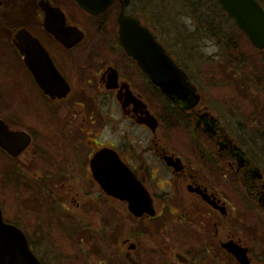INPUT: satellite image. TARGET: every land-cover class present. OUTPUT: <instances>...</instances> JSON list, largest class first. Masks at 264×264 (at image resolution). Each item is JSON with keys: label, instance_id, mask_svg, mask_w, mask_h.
Wrapping results in <instances>:
<instances>
[{"label": "rangeland", "instance_id": "1", "mask_svg": "<svg viewBox=\"0 0 264 264\" xmlns=\"http://www.w3.org/2000/svg\"><path fill=\"white\" fill-rule=\"evenodd\" d=\"M130 2L132 11L153 28L175 62L187 70L204 103L222 126L235 141L244 145L264 170V49L256 48L234 26V21L223 8L214 3H192L193 0ZM79 19L82 20L80 14ZM83 21L81 25L87 31L89 45L99 44L91 19L87 20V24H82ZM210 29H216L217 35ZM2 31L0 24V37ZM222 36L228 37L227 40L223 41ZM98 53L107 55L108 51L99 49ZM98 53L94 59L96 67L101 63ZM2 65L0 63V117L13 127L21 126L34 134L35 140L33 148L19 160L10 159L0 149V205L5 220L25 231L33 252L44 264H129L126 253L130 241L123 243L130 235L127 228L128 208L119 200L108 199L105 194L98 196L95 187L98 185L91 177L87 181L84 177L83 180L78 179L80 164L86 162V157L82 156L92 152L94 143L86 147L81 143L83 134L77 131L69 135L67 132L69 139L65 136L64 145L67 148L73 146L78 151L69 153L72 150L63 148L65 151L61 154L64 159L54 158L53 144L59 145L56 134L61 141V135L66 131L59 128H66L69 121L65 104L53 103L40 95L31 78H8ZM92 105H88L87 109V138L95 140L101 137L102 141L117 143L119 148L139 150L140 145L145 146L154 137V134L129 122L121 112L112 111L113 115L110 113L107 116L101 99H94ZM153 106L154 113L161 118L157 137L166 140L168 147L181 155L190 157L198 154L199 138L193 125L190 128L187 124L175 127L166 117V113L173 112L171 106L169 111L161 107L160 101ZM105 116L109 119L108 125ZM54 123L58 126L51 125ZM253 137L259 142L255 143ZM124 144L127 146L124 147ZM206 146L210 148V144ZM156 171L154 169L152 175L154 179L148 178L146 185L159 203L158 200L170 186V176L160 169L157 174ZM44 173L59 176L50 179ZM35 175L40 178H35ZM204 176L216 192L231 204L230 219L233 220L234 232L250 243L256 232H249L250 237H246L237 219L247 220L251 228H255L263 218L262 213L255 205L250 206L241 184L237 185L239 188L236 185L229 188L223 179L208 175L207 171ZM68 190L71 192L68 193ZM85 191L90 195H82ZM91 198H95L94 202L90 201ZM85 202L86 205L82 206ZM161 219L149 223L148 230L153 232V237L148 241L143 239L141 252L151 260L150 264H157L159 260L156 259L161 257V253L167 264H177L171 259L172 254L186 248L189 240L186 245L179 241L176 245L178 236L171 231L163 230L162 235L155 233ZM199 260L191 259L189 264L203 261ZM205 260L208 263H201L210 264L208 258ZM217 263L221 264L220 261Z\"/></svg>", "mask_w": 264, "mask_h": 264}, {"label": "flooded vegetation", "instance_id": "2", "mask_svg": "<svg viewBox=\"0 0 264 264\" xmlns=\"http://www.w3.org/2000/svg\"><path fill=\"white\" fill-rule=\"evenodd\" d=\"M131 8L130 0H116L106 11L91 15L75 0H0V24L3 27L0 37V63L3 64L8 78H31L40 95L53 103L65 104L69 121L66 128L64 126L59 128L66 131L61 135V141L56 134V142L59 145L53 144L54 158L64 159L61 154L65 151L63 148L72 150L69 153L78 151L73 146L67 148L64 145L66 141L63 139L68 134L74 135L79 131L84 135L82 144L87 147L89 143H94L92 152L82 156L86 157V162L80 164L78 179L83 180L84 177L87 181L88 177H91L93 183L98 185L95 186L98 196L105 194L108 199L119 200L128 208L127 228L129 227L130 235L123 243L128 244L130 241L126 253L129 264L151 263L149 258L143 256L141 248L144 244L143 239L148 241L153 237V232L148 230L151 226L149 223L160 218L162 219L156 226L155 233L162 235L163 230L171 231L174 236H178L176 245L178 241L186 245L187 239L189 240V245H186L188 248L182 250L178 248L179 250L172 254L171 259L177 264H189L191 259L207 262L206 258L210 260V264H218V261L221 264H245V260L242 263L235 253L244 250L248 264H264V250L260 252L261 248L264 249V170L247 152L244 145L233 139L218 117L204 103L201 92L185 68L179 65L187 73V81L195 87L196 92H192L188 87L180 95L170 96L154 84L141 70L138 62L127 54L119 37V17L123 9L124 15L137 19L143 27L149 29L171 56L153 28ZM79 14L82 20H85L82 24L84 22L87 24V20L91 19L92 28L99 36V44L89 45L86 39L87 31L81 25ZM73 28L83 34V38L77 43L75 42L77 35ZM61 38L68 40V43H63ZM99 49L107 50L108 54L98 53ZM96 53L101 56L99 67L94 66ZM28 61L35 64L34 71L29 68ZM36 78L44 79L45 89L59 93L54 95L45 93ZM60 78H63V85L58 84ZM66 85L69 91L64 96L62 87H67ZM98 98L101 99V106L107 111V116L112 111L121 112L129 122L154 134V137L145 146L140 145L139 150L119 148L117 143L102 141L101 137L95 140L87 138L88 105L92 107V101ZM159 101L166 111H169L170 106L173 109L172 113H166V117L175 127L187 124L190 128L193 125L199 138L198 154L190 157L181 155L169 148L166 140L157 137L161 118L154 113L153 104ZM107 116L104 120L108 125ZM0 120L10 131L26 132L31 137L30 145L16 157L1 149L10 159L19 160L33 148L34 134L21 126L13 127L5 118L0 117ZM51 125L58 126L55 123ZM254 142L257 143L259 140L254 138ZM206 144H210V148ZM125 146L127 144H124ZM103 151L104 155L118 156L120 162L130 169L144 186L152 198L154 215L148 211H132L127 201L106 193L94 173L97 164L102 166L107 163V160L95 162L96 156ZM69 161L72 162L70 159ZM157 167L170 176L168 182L170 186L158 200L159 203L146 185L148 178L154 179L152 177L154 169H157L156 174L159 173ZM205 171L208 175L223 179L229 188H234L235 185L239 188L237 185L241 184L250 206L255 205L257 211L262 213L263 218L256 223L255 228H251L249 221L237 219L246 237L249 232H256L250 243L234 232L233 220L230 219L231 204L227 198H222L216 192L211 182L206 181ZM47 176L51 179L59 175L54 173ZM34 177L40 178L36 175ZM69 192L71 190H68ZM48 193L51 191L48 190ZM88 193L85 191L82 195H90ZM91 194L93 196V193ZM94 199L91 198L90 201L94 202ZM86 202L82 206H85ZM172 234L168 236H173ZM162 254L156 259L159 260L157 264H167ZM201 262L198 264H202Z\"/></svg>", "mask_w": 264, "mask_h": 264}, {"label": "water", "instance_id": "3", "mask_svg": "<svg viewBox=\"0 0 264 264\" xmlns=\"http://www.w3.org/2000/svg\"><path fill=\"white\" fill-rule=\"evenodd\" d=\"M75 1L89 14L98 15L111 7L116 0ZM217 1L250 42L256 48L264 49V7L261 3L258 0ZM73 30L77 35V40H75L77 43L83 38V34L76 28H73ZM119 37L120 43L127 54L138 62L141 70L164 93L170 96L180 95L188 87L192 92H196L195 87L187 81V73L166 52L164 47L156 40L154 34L143 27L137 19L124 15V9L119 17ZM61 41L65 44L68 43V40L63 38H61ZM28 64L29 68L34 71L35 64L32 61H28ZM36 79L45 93H51L52 95L59 93L45 89L43 78ZM62 79L60 78L59 85L64 84ZM62 91H64L63 95L65 96L69 91L68 86H63ZM196 97L199 98L198 95ZM30 142L31 137L26 132L10 131L8 126L0 120V148L6 150L9 155L16 157L30 145ZM104 153L105 151L99 153L95 162H106L107 160V163L102 166L97 164L98 167H94V173L106 193L127 201L132 211H148L154 215L152 198L144 186L131 170L120 162L118 156H107ZM235 253L242 263L245 260V264H248L246 262V250ZM0 264H43L32 251L26 234L19 227L4 220L1 207Z\"/></svg>", "mask_w": 264, "mask_h": 264}, {"label": "trees", "instance_id": "4", "mask_svg": "<svg viewBox=\"0 0 264 264\" xmlns=\"http://www.w3.org/2000/svg\"><path fill=\"white\" fill-rule=\"evenodd\" d=\"M196 1L197 2H202V4H206V3L209 4V2H211V3H214L215 5H217L219 7L221 6L217 0H193L192 3H195ZM258 1L264 6V3H262L263 2L262 0H258ZM234 26L237 28V26L235 24H234ZM210 30L212 31L213 34L217 35L218 32L216 31V29H210ZM222 37L224 38L223 41L227 40V38H228L226 36H222Z\"/></svg>", "mask_w": 264, "mask_h": 264}]
</instances>
